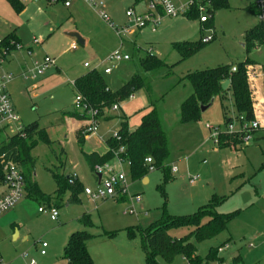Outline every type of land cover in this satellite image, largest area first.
<instances>
[{
	"label": "rangeland",
	"instance_id": "374dc122",
	"mask_svg": "<svg viewBox=\"0 0 264 264\" xmlns=\"http://www.w3.org/2000/svg\"><path fill=\"white\" fill-rule=\"evenodd\" d=\"M191 1L175 0V4L186 7ZM255 1L228 0L227 6L216 8L212 14L205 11L196 17L155 13L158 23L154 28L152 24L139 28L126 12L132 9L136 15L143 14L150 0H105L111 21L117 27H131L132 33L122 38L83 3L82 9L90 12L81 13L80 18L70 21V26L77 29L73 32L89 38L81 45L76 38L65 34L69 31L65 23H59L56 32L44 41H35L29 14L21 13L11 0H0V39L16 32L22 40V49L12 50L3 64L4 70L13 75L7 83L11 101L24 127L49 126L47 131L52 140L51 145L39 140L31 151L35 159L33 180L50 198L35 201L24 197L20 201L17 210L21 235H0V264H28L31 259L37 264H70L61 257L68 235L77 229L94 235L88 244L94 264H148L141 237L139 233L131 237L130 228L146 230L166 213L174 216L194 213L215 195L220 197L218 211L238 212L216 236L193 237L197 253L206 258L212 248H218V260L226 258L225 264H238L232 260L237 256L239 264H264V133L257 138L260 133L257 131L243 141L240 133L232 132L230 124L233 130L239 131L250 122L238 115L230 90L224 97H215L197 120L187 123L181 120L182 104L193 93L192 84L185 79L188 73L220 65L238 66L243 62L256 112L254 119L260 121L258 129L264 127V121L257 116L259 112L264 113V44L250 49L246 46L247 31L260 22L253 6ZM52 5L57 13L65 10L61 3ZM37 7L35 3L30 12L34 13ZM42 8L47 9V6ZM48 14L37 15L32 23L36 26L47 22ZM200 15H212V18L202 23ZM208 35H213V39L204 43L203 37ZM176 41H194L199 49L182 58L174 48ZM73 42L77 43L76 48H72ZM116 50L127 54L130 60L107 63L105 58ZM28 51L34 61L52 57L55 66L33 77L29 71L32 63L28 69L21 67ZM149 52L162 64L146 71L141 59ZM85 62L91 66L85 68ZM107 66L112 69L109 74L104 73ZM92 68L101 71L112 92H117L137 74L144 86L136 89L132 96L120 99L117 110L105 109L97 118L95 133L85 132V126L90 124L88 116L82 120L71 118L66 127H62L60 120L68 113H84L76 107L73 82ZM153 104L167 138L168 154L163 165H155L146 175L133 178L127 158L120 162L114 157L111 161L113 167L126 173L128 197L139 195L140 203L117 201L115 197L94 200L86 195L85 188L95 189L97 180L84 152H106V141L118 133L122 122L126 121L129 130H135ZM226 117H232L230 124L225 123ZM82 124L85 126L79 134L85 138L80 141L77 132ZM218 133L220 136L216 138ZM226 133L242 140L234 142L224 135ZM5 138L3 136L7 142ZM172 167L177 171L172 172ZM54 174L77 177L82 186L77 200L70 199L69 189L60 199L53 198L57 190ZM3 190L0 185V193ZM132 205L134 213L123 214ZM39 206L55 208L59 216L53 219L50 214L43 215L37 210ZM85 214H89L90 225L80 220ZM189 231L185 227L173 228L171 234L178 237ZM24 235H28V239H24ZM42 241L48 243L44 256L38 249ZM160 264H185V260L177 256L171 262L160 259Z\"/></svg>",
	"mask_w": 264,
	"mask_h": 264
},
{
	"label": "trees",
	"instance_id": "16d2710c",
	"mask_svg": "<svg viewBox=\"0 0 264 264\" xmlns=\"http://www.w3.org/2000/svg\"><path fill=\"white\" fill-rule=\"evenodd\" d=\"M11 2L19 11L22 10L23 5L17 0H11ZM227 5L228 0H210L208 12L212 14L216 8ZM185 14L190 17L199 16L198 6L193 5ZM210 18H212V15ZM11 40L18 41L12 34L6 35L0 42V51L3 48H9ZM246 41L248 49L264 44V26L261 22L247 31ZM174 48L184 58L195 53L199 49V44L194 41H176L174 42ZM161 64L159 58L150 53L147 57L141 59V65L146 71ZM233 66H236L235 71L232 70ZM245 66V63L240 62L238 66L233 64L220 65L188 73L185 79L192 84L193 93L182 104V122L187 123L197 120L201 116V105L209 103L212 98L224 97L228 90L233 94L238 115L243 117L244 121L251 122L254 120L256 112ZM225 80L230 81V87L227 90H223L221 87ZM141 86H144V84L142 78L137 74L132 80L124 83L117 92H112L98 69H91L74 81L76 94L80 93L84 101L91 107L99 109L101 114L104 113L105 109H110L118 103L120 99L131 96ZM67 115L81 119L87 118L86 113H68ZM231 120L232 117H226L225 123L229 124ZM23 132L22 135H13L6 144L1 145L0 153L5 152L7 158L12 159L21 170L25 178V191L28 197L36 201L40 198L49 199L50 196H45L33 180L35 159L31 155L32 149L39 140L51 145L52 142L47 128H39L34 124L25 127ZM224 135L232 136L233 134L226 133ZM78 136L82 141V137ZM234 140L240 141L242 139L235 138ZM107 145L108 151L104 155L96 152L84 154L85 160L92 171L95 164L112 160L115 157V150L120 146L125 147L124 156L130 161L133 178L146 175L148 167L145 164V158L148 156L153 158L154 165L157 167L163 165V160L168 154L167 138L155 105L153 104L143 115L141 123L135 130H129L126 121L122 122L117 135L108 139ZM0 177L3 179L1 164ZM54 178L57 182V190L53 193V198L60 199L69 189L71 191L70 199L77 200L82 189L80 181H71V175L63 177L54 174ZM219 202L220 197L215 195L194 213L183 216L166 213L150 228L140 230L132 227L129 233L131 237L139 233L148 264H160V259L171 262L177 256L188 258L195 264L204 261H216L218 260L217 248H212L206 258H202L197 253L193 237L198 239L213 237L227 228V224L238 210L228 213L220 212L218 211ZM80 220L89 225L91 224L89 214H85ZM182 227L189 228V233L178 237L171 234V229ZM93 238L94 235L87 230L73 232L64 246L62 258L68 260L70 264H94L88 249V243Z\"/></svg>",
	"mask_w": 264,
	"mask_h": 264
},
{
	"label": "built area",
	"instance_id": "2783aa9c",
	"mask_svg": "<svg viewBox=\"0 0 264 264\" xmlns=\"http://www.w3.org/2000/svg\"><path fill=\"white\" fill-rule=\"evenodd\" d=\"M56 2L58 0H50ZM74 0H63L65 6H70ZM93 8L100 18L105 20L113 29L116 30L118 35H124L131 33L130 26L117 27L112 21L108 14L105 0H82ZM197 5L199 12H208V6L210 5V0H192L186 7H177L175 0H150L148 9L143 13L136 15L132 9H129L126 12L127 17L130 20H133L135 25L139 28L145 27L149 24H152L153 28L158 23L155 13L160 15L177 17L180 14H185L193 6ZM255 10L257 12L259 21L264 26V0H256L254 3ZM210 15H200L201 22L208 21ZM213 39V35H208L203 37L204 42H209ZM35 41H38V38H34ZM2 39H0V42ZM12 48V49H11ZM72 48H76V44L73 43ZM14 49L21 50L22 44L19 41L11 40L9 43V48H3L0 51V136L8 138L13 135H22L24 134V126L21 124L20 119L17 115V112L11 101L7 83L12 80L13 75L7 73L3 64L7 55ZM31 54L30 51H28ZM130 57L127 54L121 53L119 50L109 54L105 61L110 65L120 61L129 60ZM55 66V60L46 56L42 61H35L33 64V77L36 75L43 74L48 68ZM85 66H89L88 63H85ZM232 70H236V66L232 67ZM112 71L110 66L104 68V73L108 74ZM25 77L26 74L24 73ZM74 84V83H73ZM76 107L80 108L86 113L90 124L86 126V133H95L97 131V118L101 116L99 109L93 108L88 105L83 96L80 93L76 94ZM118 103L114 104L111 108L118 109ZM230 124V123H229ZM229 128L232 132L240 133L242 135L243 141L248 140L254 131L260 128V121L254 119L250 122L248 126H243L239 131L233 130V126L230 124ZM117 135V133H116ZM115 135V136H116ZM220 136L216 134L215 137ZM1 143V142H0ZM0 145H3L2 143ZM125 147L120 146L115 150V157L121 162L126 158ZM0 164L3 173V180L7 186V192L0 197V217L10 209H12L26 194L25 191V178L17 166V164L10 158H7L5 152L0 153ZM145 164L148 167V170L155 169L154 160L152 157L148 156L145 158ZM176 167H172V172H176ZM93 172L96 176L97 187L95 189L85 188L84 192L86 195L90 196L94 200L106 199L109 197L121 198L127 197L128 200L133 203H140L141 197L139 195H134L131 198L128 197V182L126 173L121 169H116L112 166L110 161L103 163H97L93 167ZM78 180L76 176H72L71 181ZM194 180L192 179L191 182ZM39 211L44 214H50L53 219L58 217V211L55 208L50 207H39ZM134 207L130 206L128 209L123 211V214H133ZM48 243L45 241L41 242L40 253L44 255L46 253V247ZM185 264H195L188 258H184ZM28 264H37L35 259H31Z\"/></svg>",
	"mask_w": 264,
	"mask_h": 264
},
{
	"label": "crops",
	"instance_id": "0c3cea01",
	"mask_svg": "<svg viewBox=\"0 0 264 264\" xmlns=\"http://www.w3.org/2000/svg\"><path fill=\"white\" fill-rule=\"evenodd\" d=\"M20 4H22L23 5V8H22V10H21V13H28L29 14V23H30V26L31 27H33L34 28V31H33V35H32V39H34V38H38L39 39V41H44V39H45V37H47L48 35H51L52 33H55L56 32V29H57V25L59 24V23H65V24H67V27H66V29H69V31L68 32H73L74 30H76L77 31V29L76 28H72V26H70V21L72 20V19H78V18H80L81 17V13H87V12H90L89 10H91V11H93V12H95L96 13V11L93 9V8H91L88 4H86L85 2H83L82 0H74L73 2H72V4L70 5V6H65L64 5V3H63V0H58V1H56V2H52V1H50V0H17ZM29 3V4H28ZM35 3H36V5H38V7H37V9H36V11H34V13L33 12H30L31 11V6H33V5H35ZM54 3H61L64 7H65V10L64 11H62L61 13H57L55 10V6H53L52 4H54ZM83 3H85L86 5H87V7L89 8V10L87 11H85L84 9H82V4ZM40 4H42V5H40ZM47 6V9H45V8H42L43 6ZM50 5V6H49ZM44 9V10H43ZM67 9V10H66ZM47 10V11H46ZM45 12L47 13V12H49L50 13V15L48 14L47 15V17H48V20H47V22H45V23H43V24H41V25H36L35 26V24H33L34 23V21H35V18H36V16L37 15H43V14H45ZM97 14V13H96ZM98 15V14H97ZM99 16V15H98ZM32 21H33V23H32ZM76 25V24H75ZM80 31V30H79ZM68 32H66L65 34L67 35V36H70V35H68L67 33ZM82 33V32H81ZM132 33V32H131ZM10 34H12V36H15V38L19 41V42H22V40H21V37L16 33V32H11ZM128 34H130V33H128ZM8 35V34H7ZM124 35H127V34H124ZM70 37H72V36H70ZM120 37L122 38L123 37V35H120ZM75 38V37H74ZM77 40V39H76ZM83 40H84V44H81V45H85L88 41H89V38H88V36L86 35V34H83ZM73 43H75L76 44V47H77V43L76 42H73ZM73 43H72V45H73ZM71 45V46H72ZM30 47L29 48H31V44L29 45ZM150 53V52H149ZM27 54L28 55H26V58L24 57L23 58V62H21V64H22V69H25V68H27L28 69V67L27 66H31V63H32V68H31V70L33 69V63L35 62L34 61V59H30L32 56H31V54H29L28 52H27ZM130 60V59H129ZM85 63H87V62H85ZM85 63H84V67L85 68H89L91 65H89V66H85ZM92 69H96V68H92ZM31 70H29V71H31ZM91 70V69H90ZM89 71V70H88ZM87 71V72H88ZM87 72H84L83 74H81L80 76H82V75H84V74H86ZM111 73V72H110ZM24 74V73H23ZM109 74V73H108ZM80 76H78L77 78H79ZM76 78V79H77ZM74 83V82H73ZM230 87V84H229V86H228V88ZM229 91V90H228ZM227 91V92H228ZM132 96V95H131ZM215 99V98H214ZM262 121H264V113L263 112H259V114L257 115ZM71 118H73V119H77V120H82L81 118H76V117H71V116H67V115H65V117H62L61 118V120H60V124L62 125V127H66V125L70 122V119ZM82 126H85V125H80L79 127H78V132H77V135H80L79 134V131H80V129L82 128ZM263 126H264V124H263ZM48 127L49 126H46L45 128H47V130H48ZM53 127H55V126H52L51 128H53ZM86 127V126H85ZM131 131H133V130H131ZM258 132H260L259 134H257L258 136H257V138H260L261 136L260 135H262V133H264V127L262 128V129H258L257 130ZM256 131V132H257ZM49 134V133H48ZM83 139L85 138V137H82ZM227 138L228 139H230V140H232V141H236V140H234L235 138H231V137H229V136H227ZM5 139H7V138H5ZM9 140V139H8ZM8 140H7V142H8ZM51 140V139H50ZM0 142L2 143V144H6L7 142L5 141L4 142V140H3V135H1L0 136ZM4 142V143H3ZM51 142H52V140H51ZM226 142V141H225ZM225 142H223L222 144H225ZM106 145H107V141H106ZM62 151L63 152H65V149H64V147H62ZM108 151V145H107V150H106V152ZM92 152H96V153H98V154H100V155H104L106 152H104V153H99V152H97V151H91V152H84V154L85 153H92ZM63 155V154H62ZM112 160H110V162H111ZM92 171V170H91ZM68 176H70V175H68ZM67 176V177H68ZM147 178L145 177L144 178V181L146 182L147 180H146ZM79 181V180H78ZM0 185L4 188V190L0 193V197L1 196H3L6 192H7V186H6V184H5V182H4V180L2 179V177H0ZM25 198H29V199H32V198H30V197H28L27 196V194H25V196H24ZM23 197V198H24ZM22 198V199H23ZM21 199V200H22ZM117 199V201H120V200H128V198L127 197H121V198H116ZM20 200V201H21ZM32 200H34V199H32ZM20 201L12 208V209H10L9 211H7V212H5L1 217H0V235L1 236H4V235H10V236H12V235H14V236H20L21 235V233H20V228H19V225H18V210H17V208H18V204L20 203ZM36 201V200H35ZM39 207H41V206H39ZM39 207H38V212L39 213H41V214H43V215H47V214H44V213H42V212H40L39 211ZM59 216V215H58ZM81 219V218H80ZM80 230H82V229H77V231H80ZM76 230H74V231H72L69 235H68V237H67V239H66V242L65 243H67V241H68V239H69V236L73 233V232H75ZM24 239H28V235H24ZM91 242V241H90ZM89 244V243H88ZM66 245V244H65ZM64 245V246H65ZM48 247V246H47ZM46 247V248H47ZM41 248V242L38 244V249H40ZM64 249V248H63ZM218 249V248H217ZM47 254V250H46V253L44 254V255H46ZM40 255H42L41 253H40ZM44 255H42V256H44ZM62 258V257H61ZM62 259H64V258H62ZM66 260V259H65ZM232 260H233V262H237L238 264L240 263V257H233L232 258ZM68 261V260H67ZM212 262H215V263H217V264H225V263H227V260H226V258L225 259H222V261L220 262V260H216V261H212Z\"/></svg>",
	"mask_w": 264,
	"mask_h": 264
},
{
	"label": "water",
	"instance_id": "95a60500",
	"mask_svg": "<svg viewBox=\"0 0 264 264\" xmlns=\"http://www.w3.org/2000/svg\"><path fill=\"white\" fill-rule=\"evenodd\" d=\"M68 35L72 36V37H75L77 39V41L81 44H84V40L83 38L79 35V33L77 32H68L67 33ZM230 84V81L229 80H225L222 84H221V87L223 90H227L228 89V86ZM213 101H214V98L211 99V101L205 105H201V111H205L207 108H209L212 104H213ZM147 180V179H146Z\"/></svg>",
	"mask_w": 264,
	"mask_h": 264
}]
</instances>
